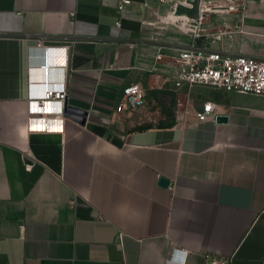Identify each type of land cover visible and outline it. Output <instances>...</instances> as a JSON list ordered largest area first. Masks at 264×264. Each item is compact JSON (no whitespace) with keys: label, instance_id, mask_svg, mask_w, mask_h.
I'll list each match as a JSON object with an SVG mask.
<instances>
[{"label":"crops","instance_id":"1","mask_svg":"<svg viewBox=\"0 0 264 264\" xmlns=\"http://www.w3.org/2000/svg\"><path fill=\"white\" fill-rule=\"evenodd\" d=\"M131 1L0 0V264H264V96L174 86L185 22L199 46L264 58V0H203L193 22ZM133 82L144 105L120 111ZM207 101L228 120H199Z\"/></svg>","mask_w":264,"mask_h":264},{"label":"built area","instance_id":"2","mask_svg":"<svg viewBox=\"0 0 264 264\" xmlns=\"http://www.w3.org/2000/svg\"><path fill=\"white\" fill-rule=\"evenodd\" d=\"M148 1V0H147ZM145 1V4H147ZM159 3L169 7L172 14H176L179 5L192 6V0H156ZM132 3L131 0H117V7L120 11L124 10ZM203 0L200 5V15L205 9ZM213 6L219 7L215 3ZM212 7V8H215ZM187 24V25H186ZM186 29L191 33L192 44L181 49L177 62L179 67L174 74V86L176 89L185 87L191 88L194 85L217 86L227 91H238L264 96V58H258L251 55H226L217 50H209L195 43L199 38L202 29L196 25H190L185 22ZM117 28L121 27V21L116 24ZM68 48V47H66ZM64 63V62H61ZM65 63L67 61L65 60ZM67 90L64 82H47L38 98H35L36 107L32 108L33 114L49 111L48 104L50 101H63L66 98ZM146 90L140 82H133L123 89L122 103L118 110L125 108L136 109L144 105ZM199 120L217 119V107L212 101L203 104L202 109L196 112ZM177 252V251H176ZM181 259L178 264H186L188 253L180 251ZM207 264H233L232 260L226 258H217L215 256L207 257Z\"/></svg>","mask_w":264,"mask_h":264},{"label":"water","instance_id":"3","mask_svg":"<svg viewBox=\"0 0 264 264\" xmlns=\"http://www.w3.org/2000/svg\"><path fill=\"white\" fill-rule=\"evenodd\" d=\"M192 6H183L179 5L176 9V13L179 15H186L188 18L194 20L198 19L200 15V5H201V0H192L191 1ZM52 59L49 57L46 58L44 61V64H47L48 66L52 64ZM63 113L66 116H69L73 119H76L77 121L81 123H85L86 121V116H87V111L78 107H75L74 105H68L64 104L63 108ZM228 120V116L226 115H218L217 116V121L219 122H225ZM160 183L164 186H168L170 183V180L164 176L160 178Z\"/></svg>","mask_w":264,"mask_h":264}]
</instances>
